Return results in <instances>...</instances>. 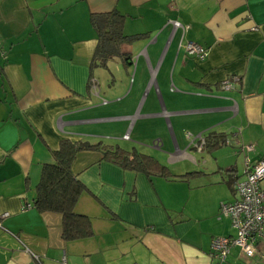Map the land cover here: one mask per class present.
<instances>
[{
	"label": "crops",
	"instance_id": "1",
	"mask_svg": "<svg viewBox=\"0 0 264 264\" xmlns=\"http://www.w3.org/2000/svg\"><path fill=\"white\" fill-rule=\"evenodd\" d=\"M111 11L135 38L119 46L126 62L102 65L90 17ZM63 140L135 151L166 173L77 154L75 212L92 236L66 242L61 216L34 206ZM246 158H264V0H0V264H264V243L252 258L210 257L213 239L235 236L220 206L238 200Z\"/></svg>",
	"mask_w": 264,
	"mask_h": 264
},
{
	"label": "trees",
	"instance_id": "2",
	"mask_svg": "<svg viewBox=\"0 0 264 264\" xmlns=\"http://www.w3.org/2000/svg\"><path fill=\"white\" fill-rule=\"evenodd\" d=\"M123 22L124 17L117 11L92 14L90 17V23L98 37L95 60L97 59L102 65L115 57H121L125 62L127 60L125 55L120 53L119 46L132 41L135 37L130 38L123 34ZM218 145H225V140L222 138L215 141L213 146ZM206 146H208L207 138H205L204 148ZM89 150H101L104 159L124 169L144 172L148 175L153 174L152 170H156L159 175L166 173L165 167L159 166L152 158L135 151L127 152L120 148L92 146L70 140L61 141L59 149L53 153L54 162L43 167L41 179L36 188L34 206L41 213H56L61 216V237L66 242L83 240L92 236L90 219L75 212V206L85 188L71 170L76 155Z\"/></svg>",
	"mask_w": 264,
	"mask_h": 264
},
{
	"label": "built area",
	"instance_id": "3",
	"mask_svg": "<svg viewBox=\"0 0 264 264\" xmlns=\"http://www.w3.org/2000/svg\"><path fill=\"white\" fill-rule=\"evenodd\" d=\"M174 28H180L183 32L185 28L178 22H173ZM186 51L189 55H196L199 59L206 56V51L194 44H188ZM237 84L236 78L224 80L221 89L230 91ZM174 90V88H172ZM128 139V136L124 137ZM190 141L199 151L205 146V138L199 134L192 136L186 134ZM228 145L229 142L225 141ZM251 150V147H248ZM264 183V158L252 163L248 158L244 161V179L236 184V194L238 200L233 203H222L220 214L229 218L231 228L235 231V236L215 238L210 245V257L218 263L224 262L232 248L237 247L241 253L248 258L254 257L257 247L264 243V193L261 184ZM26 205L24 209H28ZM7 216L6 214L3 217Z\"/></svg>",
	"mask_w": 264,
	"mask_h": 264
},
{
	"label": "rangeland",
	"instance_id": "4",
	"mask_svg": "<svg viewBox=\"0 0 264 264\" xmlns=\"http://www.w3.org/2000/svg\"><path fill=\"white\" fill-rule=\"evenodd\" d=\"M184 134H185V133H184ZM182 140H183V142H184V141H186L187 139L185 140V139H184V136H183V139H182ZM181 165H182V164H181ZM173 170H174V169H173Z\"/></svg>",
	"mask_w": 264,
	"mask_h": 264
}]
</instances>
